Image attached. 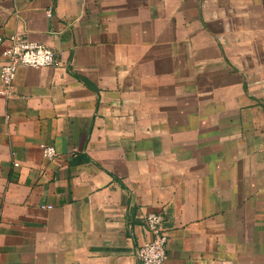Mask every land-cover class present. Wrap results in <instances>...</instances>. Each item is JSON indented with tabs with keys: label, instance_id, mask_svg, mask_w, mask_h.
I'll list each match as a JSON object with an SVG mask.
<instances>
[{
	"label": "crops",
	"instance_id": "1",
	"mask_svg": "<svg viewBox=\"0 0 264 264\" xmlns=\"http://www.w3.org/2000/svg\"><path fill=\"white\" fill-rule=\"evenodd\" d=\"M13 33L57 60L0 95V264H141L148 212L169 264H264V0H0Z\"/></svg>",
	"mask_w": 264,
	"mask_h": 264
},
{
	"label": "built area",
	"instance_id": "2",
	"mask_svg": "<svg viewBox=\"0 0 264 264\" xmlns=\"http://www.w3.org/2000/svg\"><path fill=\"white\" fill-rule=\"evenodd\" d=\"M8 45L0 48V95L10 98L17 70L21 66L41 68L52 66L57 60L56 52L47 45L30 41L17 33L6 36ZM43 156L52 160L56 156L53 146L43 147ZM49 207V206H48ZM151 239L139 245L136 250L141 264H169L166 253L168 233L162 226L163 216L159 212L144 215Z\"/></svg>",
	"mask_w": 264,
	"mask_h": 264
}]
</instances>
